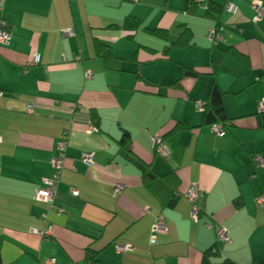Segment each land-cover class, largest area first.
Here are the masks:
<instances>
[{
  "label": "crops",
  "instance_id": "0c3cea01",
  "mask_svg": "<svg viewBox=\"0 0 264 264\" xmlns=\"http://www.w3.org/2000/svg\"><path fill=\"white\" fill-rule=\"evenodd\" d=\"M192 1L169 0L164 7L163 0H0V23L6 21L10 32V43L0 44V264H85L88 249L99 252L100 264H202L221 228L230 233L228 242H219L222 256L238 264L264 260V205L257 203L264 198V166L254 161L264 158V115L255 116L264 99L258 82L264 15L253 21L255 0H198L197 11H191ZM227 2L240 14L225 10L220 39L209 34L207 41L215 28L204 16L207 4ZM134 19L142 29L132 42ZM184 26L194 32L196 46L174 49L171 60L151 62L139 50L161 51L166 44L145 29H167L172 42ZM69 28L74 37L64 35ZM97 42L121 59L119 70L96 55ZM231 46L249 57L250 67L223 54ZM135 52L139 61L132 59ZM36 53L40 64L31 65ZM213 60L221 63L214 78L225 93L226 112L237 119L219 134L203 126L194 103L208 95ZM185 67L201 75L161 95ZM124 130L156 173H178L175 208L162 209L140 170L120 155ZM156 137H164L162 155L154 151ZM62 139L68 155L50 208L34 196L53 174ZM84 153L93 155L91 165ZM192 183L203 195L198 221L191 219L194 205L186 197ZM117 185L123 189L116 192ZM160 217L166 230L156 231ZM48 225L51 236L37 233Z\"/></svg>",
  "mask_w": 264,
  "mask_h": 264
},
{
  "label": "trees",
  "instance_id": "16d2710c",
  "mask_svg": "<svg viewBox=\"0 0 264 264\" xmlns=\"http://www.w3.org/2000/svg\"><path fill=\"white\" fill-rule=\"evenodd\" d=\"M199 2L198 0L192 1L191 11H197L199 7L198 5ZM168 3H169V0H163L164 7H167ZM227 3H225L224 6L215 4V3L207 4V7H206L207 9L204 13V16L215 21V28L213 29H215L216 32H217V29H219L222 25L220 22L221 21L220 18L223 16L224 11L226 10ZM133 28H134L133 32L130 33L129 39L132 40V42H135V38L137 34L136 32L142 29L140 22L136 19H134L133 21ZM145 31L148 34L155 37L156 39L161 40L166 43L164 49L161 51L152 49L150 47H143V46L139 47V50L142 49L143 51L147 53L148 55L147 57L149 61L151 62L171 60V52L174 49H188V48H192L196 46V43L194 41V32L187 26H184V29L182 33L179 35V37L175 41H172V42L170 41V33L167 29L156 28V29H145ZM139 52L134 53L132 57L133 60L137 59V61H139V57H138ZM223 54L230 55V57H232L233 59H236L242 65H245L247 67L251 66V61L249 57L245 54L244 55L241 54V52H239L235 48V46H231L223 50ZM96 55L103 59L106 67L119 70L118 65L120 64L121 59L118 58L111 51L110 47L107 44L103 42H97ZM212 66H213V72L211 76L213 78L211 77V79L213 80V83L210 86L208 95L203 100L196 99L194 103L196 105L202 104L201 110H202V116H203V123H202L203 126H207L210 129L215 126H221L223 130L225 128H229L228 125L232 127L236 126L235 122L237 121V119L234 117H230L228 113L226 112V109L224 106L225 93L220 89V87L218 86L214 78L215 74L221 71L220 61L213 60ZM138 75H139L140 80L144 84L148 83V81L145 78H143L140 74ZM200 75L201 73L195 70H192L187 67L183 68L182 77L179 80L167 86H164V89H162L161 95L167 94L169 89L182 90V84H181L182 80L188 79V78H197ZM263 79H264V74L260 75L258 82H260L261 84H264ZM263 100L264 99H262L261 101ZM261 101H259V103ZM263 115H264V111H260L258 108V111L255 114L256 118L263 116ZM91 122L94 123V125L96 126L99 125L100 117L97 113L95 112L92 113ZM154 139H160L161 146H164L162 144L164 137L163 138L156 137V138H153V140ZM132 144H133V138H132L131 133L127 130H124L122 137L119 140L120 155L124 156L125 160H127L128 162L136 165V167L140 170L144 187L160 202L162 209L175 208L181 196V194L178 191L180 187V182H181V179L178 173L176 171L166 173L165 175H160L156 173V171L152 169L150 162L145 161L144 159L139 157L134 152ZM154 151L156 154H159V155L164 154V151H161L160 149V145H157V144H154ZM255 163L257 164L256 161ZM198 205H199L200 211H202V208L200 206L201 204L199 203ZM219 242L214 247L210 248L207 252H205L204 261L202 264H212V263L214 264H218V263L219 264H238L222 256ZM100 262L101 261H100L99 252L94 251L92 249H88V252L86 254L85 264H100ZM254 264H264V260L254 263Z\"/></svg>",
  "mask_w": 264,
  "mask_h": 264
},
{
  "label": "built area",
  "instance_id": "2783aa9c",
  "mask_svg": "<svg viewBox=\"0 0 264 264\" xmlns=\"http://www.w3.org/2000/svg\"><path fill=\"white\" fill-rule=\"evenodd\" d=\"M4 2V0H1ZM252 7L256 10V16L254 17L253 21L258 22L262 19L264 15V7L263 3L260 0H255L252 2ZM226 10L232 14L233 16H237L240 14V7L236 5L233 2H228L226 4ZM64 35L66 37H74L75 31L72 28H69L64 31ZM210 37L212 41L220 39V37L217 35V32L215 29H211L210 31ZM10 43V32L8 23L6 21H2L0 23V44L2 45H8ZM40 64V55L38 53L34 54L33 60L31 65H39ZM198 107L201 108L202 104H198ZM260 111H264V100L259 103L258 106ZM211 131L214 133L219 134V132L222 131L221 126H215L211 128ZM1 140V139H0ZM155 144L160 145L161 151H165V148L161 146V140L160 139H154ZM68 146L69 143L67 139H62L57 143V151L56 155L52 159V166H53V174L50 178H47L44 180L43 185L36 190L35 192V200L37 202H40L50 208L53 207L54 201L56 198V194L58 192L59 183L61 180V175L65 167V161L67 159L68 155ZM83 161L87 165H91L93 162V155L91 153H84L82 155ZM255 161L257 162L258 166H264V159L262 156L257 155L255 158ZM123 189L122 185H117L115 191H121ZM77 194V193H75ZM187 199L194 205L191 219L193 221H198L200 218V208H199V202L203 200V195L201 193V190L196 183H192L190 185V188L186 194ZM257 203L260 206L264 205V198L258 199ZM43 220L49 224V216L47 213H44L42 215ZM52 225H48L47 228L43 231H37L38 234L42 235V237H48L52 235ZM154 229L157 230H166V223L165 219L163 217H160L158 221L154 225ZM217 238L219 241L222 242H228L230 240V233L226 228H221L217 232ZM127 249V246L120 247L119 251L122 252Z\"/></svg>",
  "mask_w": 264,
  "mask_h": 264
},
{
  "label": "rangeland",
  "instance_id": "374dc122",
  "mask_svg": "<svg viewBox=\"0 0 264 264\" xmlns=\"http://www.w3.org/2000/svg\"><path fill=\"white\" fill-rule=\"evenodd\" d=\"M200 10H202V7H201V5H200V8H199ZM209 34H210V32L209 31H207V36L205 35V38L207 39V41H208V39H209ZM176 37V38H175ZM175 37H171V39H173V38H175V40L177 39V35L175 36ZM198 39H200L202 42H204V39L203 38H201V37H197ZM186 57H188V60L189 61H192V59H194V57L192 56V55H189V56H186ZM181 67V70H182V66H180ZM156 70V68H155V66L151 69V72L153 73L154 71ZM191 82H193V80H190V79H188V83L190 84Z\"/></svg>",
  "mask_w": 264,
  "mask_h": 264
}]
</instances>
